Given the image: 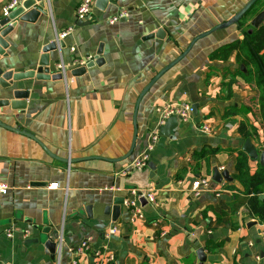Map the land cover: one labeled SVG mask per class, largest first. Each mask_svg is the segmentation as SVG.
<instances>
[{
  "label": "crops",
  "instance_id": "0c3cea01",
  "mask_svg": "<svg viewBox=\"0 0 264 264\" xmlns=\"http://www.w3.org/2000/svg\"><path fill=\"white\" fill-rule=\"evenodd\" d=\"M9 1L0 0V16ZM80 1L51 0L48 15L36 23L19 21L7 38L10 57L4 71L37 69L43 48L65 30L70 33L62 53L70 70L80 67L74 60H94L100 48L104 61L71 76L68 91L63 80L25 81L23 87L30 91L26 109L0 108V121L33 134L58 158H86L61 163L34 140L0 127V185L10 187L0 194V264H56L40 237L49 229L48 239L57 241L62 226L66 244L61 264H70L74 254L69 249L85 240L89 249L78 264H264V224L247 206L232 213L233 193L225 189L230 183L212 181L215 167L234 179L236 155L231 150L242 149L246 135L264 151L262 118L244 106L256 92L237 75L235 53L227 62L209 58L220 46L244 40L239 25L197 41L158 81L140 104L134 153L122 162L109 161L129 151L136 101L150 80L194 38L231 19L250 0H109L104 11L94 7L82 27L76 25ZM123 11L127 17L111 22ZM159 30L164 39L138 43ZM58 58V51L50 53L53 68ZM5 99L0 86V100ZM187 104H198V116L180 122L169 138L161 137L150 155L156 171L146 188L151 183L156 202H141L142 215L134 222L122 206L114 222V200L126 196L121 190L140 189L129 182L133 173L125 176L123 171L145 154L156 109ZM252 106L257 111L258 105ZM205 125L210 134L202 132ZM200 178L211 186L196 197L189 190ZM51 184L59 187L50 189ZM260 198L264 201V193ZM112 227L118 231L110 236ZM10 228L16 230L11 239L5 235ZM23 230L31 236L22 238ZM199 249L212 261L200 262Z\"/></svg>",
  "mask_w": 264,
  "mask_h": 264
},
{
  "label": "water",
  "instance_id": "95a60500",
  "mask_svg": "<svg viewBox=\"0 0 264 264\" xmlns=\"http://www.w3.org/2000/svg\"><path fill=\"white\" fill-rule=\"evenodd\" d=\"M258 1L259 0H250L244 6V8H242L231 19L219 24L212 30H209L208 32L200 34L199 36L194 38V40L190 43V45L176 59H174L170 64H168L166 67L160 70L150 80V82L142 90L136 101L135 110H134V134L129 151L122 158L118 160H109V161L114 163L122 162L129 159L134 153L138 138V126H137L138 110L143 98L153 89V87L158 83V81L164 75H166L170 70H172L175 66H177L184 58L188 56V54L191 52L193 46L197 41L219 30H224L232 26L238 25L240 21L248 14V12ZM108 3L109 0H96L95 7L98 8L99 10L104 11L108 6ZM46 15H48V12H47V6L44 1L25 0L19 7H17L14 11H12L7 18H3L2 20H0V86L3 90L6 91L7 94V99L0 100V108L10 107L12 110L18 112H23L26 109V101L29 99L30 91L23 87V83L25 81L32 79H37L42 81L62 80L61 75L55 72L53 65L51 64L50 61V53L58 51V45L55 42L50 43L49 45L43 48L44 55L37 69L22 73H15L13 70L4 71V62L10 57V52H9L10 43L7 38L17 27L18 22L20 21V22L36 23L41 16L45 17ZM263 21H264V10L251 20L250 24L252 29L249 31V33H252L253 29L258 28L263 23ZM76 25L80 27L86 26L88 25V21H79L77 22ZM164 35H165L164 31L159 30L156 35L146 36L142 38L138 43L141 44L145 41H149L154 38L164 39ZM60 47L62 50L66 48V45L63 41L60 42ZM101 54H102V50L100 48L94 60L89 61L85 66H80L71 70L70 75L74 77L80 76L84 74L88 68H91L95 65H100L104 61L100 58ZM240 69L246 72V69L244 68L243 65L240 66ZM198 107H199L198 104L192 107L193 116L195 117L198 116ZM179 123H180V119L176 116H172L168 118L165 125L160 128L159 136L169 138L171 136V132L174 131L179 126ZM0 127L24 135L34 140L45 150V152L52 159L59 161L61 163L71 165L81 162L82 160H86V158L78 159V160L71 158L68 160L60 159L54 154H52V152H50L49 149L41 141H39L33 134H30L25 130H21L20 128L17 129L11 128L5 125L2 121H0ZM242 151H244L249 156L252 162H256L264 167V151H261L258 148H256V146L252 143V141L249 138L245 140L242 146ZM88 159H92V158H88ZM148 168L149 171L147 173L146 172L133 173L129 182L137 184L140 187V189H145L148 181L154 179L155 171H156L155 165L152 164L151 162L148 164ZM233 180H234L233 177L229 174L228 171L226 170L220 171L219 168L217 167L214 168L212 175V181L214 184H222L223 182L232 183ZM35 185H39V184H35ZM123 202H124L123 197H118L114 200V205L112 207V220L114 222L118 220L121 214ZM141 202L142 205H145L147 203L145 200H141ZM49 234H50L49 229L44 230L40 237V240L41 243L45 244V247L51 253L52 258H55L57 244L56 241L48 239ZM198 258L200 262H205V260L212 261L211 258L208 259L204 258L203 249H199Z\"/></svg>",
  "mask_w": 264,
  "mask_h": 264
},
{
  "label": "trees",
  "instance_id": "16d2710c",
  "mask_svg": "<svg viewBox=\"0 0 264 264\" xmlns=\"http://www.w3.org/2000/svg\"><path fill=\"white\" fill-rule=\"evenodd\" d=\"M263 10L264 0H259L238 24L244 33V40L220 46L209 55V58L212 61L227 62L235 53L236 63L239 65L237 75L256 92L255 95L246 98L244 106L249 108L254 116L261 117L264 123V21L249 33L252 29L251 20ZM242 65L246 72L240 69ZM253 104L258 105L257 111ZM246 137L251 138V135L248 134ZM231 152L236 155L234 180L240 185L237 187L233 183L226 184L225 189L233 193L229 203L231 211L237 213L247 206L258 223L264 224V201L260 198V194L264 193V167L252 162L242 149Z\"/></svg>",
  "mask_w": 264,
  "mask_h": 264
},
{
  "label": "built area",
  "instance_id": "2783aa9c",
  "mask_svg": "<svg viewBox=\"0 0 264 264\" xmlns=\"http://www.w3.org/2000/svg\"><path fill=\"white\" fill-rule=\"evenodd\" d=\"M25 0H10L9 3L3 8L0 20L3 18H7L12 11H14L17 7H19ZM45 2L47 6V10L50 9V1L51 0H42ZM95 1L96 0H81L77 10H76V21H89L92 15V11L95 7ZM128 16V13L123 11L119 13L118 15L114 16L111 19V22H116L122 18H125ZM70 31L65 30L61 33H58L56 36V41L58 45V52H59V58L56 61L54 65L55 72L59 73L62 77V80L64 81V84L66 86V91H68L70 80L72 79L70 75V67L66 64L64 58L62 49L60 47V42L65 40V38L69 35ZM71 53H75L76 49L71 48ZM74 63L78 66H85L87 64L86 60H74ZM156 114L158 116L155 125L151 128V130L148 133L147 136V146H146V152L143 156L138 158L137 160L132 161L126 169L123 171V175L127 176L134 172H145L148 170V164L150 163V155L155 150L159 140V130L162 126L165 125L168 118L172 116H176L180 119L181 124H188L191 122L193 117V109L190 104L185 105L182 108H167L165 110L163 109H156ZM202 132L206 134L211 133V128L207 125L203 126L201 128ZM211 186L210 180L206 178H200L192 182L191 188L189 190V193L191 195H194L198 197L203 190L209 189ZM58 184H51L49 186L50 189H56L58 188ZM10 190V187L8 185L2 184L0 185V194H7ZM121 191H126V196L123 199V207L128 210L130 213L131 222H134L136 219L141 217V200H145L147 203L154 204L156 202L155 197V191L151 183L148 185L145 189H139V188H131L130 190L122 189ZM14 228H10L6 231L5 235L7 238H13L15 233ZM118 229L117 227H112L108 231V235L113 236L117 233ZM22 238L27 239L31 236L30 230H23L20 232ZM57 247L55 252V260L56 264H61V259L64 254V246L66 244L65 240V233H64V226L61 227V229L58 231V237L56 241ZM89 249V241L85 240L83 241L77 248H70L69 251L71 254H74V259L70 262V264H78L77 258L83 254H85ZM100 252H95L96 256H100ZM114 259V256H108V260L111 261Z\"/></svg>",
  "mask_w": 264,
  "mask_h": 264
},
{
  "label": "rangeland",
  "instance_id": "374dc122",
  "mask_svg": "<svg viewBox=\"0 0 264 264\" xmlns=\"http://www.w3.org/2000/svg\"><path fill=\"white\" fill-rule=\"evenodd\" d=\"M234 83H237V81H234Z\"/></svg>",
  "mask_w": 264,
  "mask_h": 264
}]
</instances>
